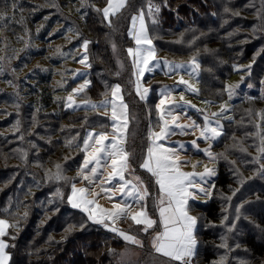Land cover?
I'll list each match as a JSON object with an SVG mask.
<instances>
[{
    "label": "rangeland",
    "instance_id": "374dc122",
    "mask_svg": "<svg viewBox=\"0 0 264 264\" xmlns=\"http://www.w3.org/2000/svg\"><path fill=\"white\" fill-rule=\"evenodd\" d=\"M33 1L35 3L30 4L26 3L24 0H12V6L6 8L9 9L7 13L14 15V8L16 11L18 10L23 13V15L17 21L18 25H21V28L15 27L14 25L9 28L7 26L8 22H5L4 25L0 27V57H3V59L0 60V69H3V71L0 72V167L10 163L13 164V162L16 163L15 168H19L21 165L25 168L29 167V170L25 171L21 178L18 179L19 182H21V185L24 187L28 185L31 191L38 188L41 184V188H43L42 191L45 192L44 194L39 195L40 200H36V202H34V204L39 207V210L37 211L35 218L36 220L33 226V236L34 238L44 237L46 240H62L66 236V233L81 230V223L83 220H87V216L79 209L76 211L75 209L71 210L66 207L64 199L67 198V195L70 192L69 188H62L64 186L62 182L64 181H49L46 178V173L56 172L55 165L59 164L64 169V175L69 177L71 175L69 167L73 166L69 164V161L73 159V154L76 151L69 150L64 156L62 155L60 157L56 156L58 151L49 157L45 155L44 153L48 154V152L43 149V145L47 139H44L43 129L39 127V124L33 122L37 120L35 118L39 117V111H51L53 113L61 114L67 107V97L72 94V89L78 88L84 83L85 80L90 81V78L88 77L90 76V73H88V71L91 67L88 68L85 65L78 63V60L84 54V49L82 47L83 41L88 40L91 42V39L86 37L84 34V22L86 16L90 7L97 8L98 6L94 4L95 0ZM211 1L212 3L215 2V4L223 5L222 10H220L221 13L225 11V8H228L229 11H232L234 15H231V17L239 18L233 22L234 26L231 30V33L235 32L233 34L239 33L243 29V26H249L250 20L248 19L256 16L258 13L257 9L253 7L254 0ZM231 3H233L234 6L237 5L238 7H233ZM13 4L15 5L14 7ZM105 5L106 2L100 7V9L104 8ZM250 10L255 12L249 13ZM43 11L44 13H42ZM234 13H238V15ZM30 16L34 19V21L30 20ZM22 17L28 18L29 21H26ZM226 19L227 22L232 20L225 17V20ZM253 23L254 24L250 25L251 32L249 35H246L245 33V36H243L244 40H247L248 37L253 39L257 34V29L254 31L255 22L253 21ZM150 26L151 35L155 37V41L157 43H159L158 39L159 41H163L166 38H169L167 40L179 41L183 38V36L195 35V27L190 28L189 31L182 29L175 32L170 31L171 34L164 35L159 24H150ZM195 30L198 35H203L202 30ZM14 31L19 32V35L16 37V39L13 35ZM245 31H249V29H245ZM231 33H229L230 36L232 35ZM196 40L197 39L195 38L192 42H194V44H198L199 41L196 42ZM113 44L116 46L115 51L112 47ZM130 47H134L133 41H131ZM34 49L38 50V52L35 53L36 56L33 58L31 53H33ZM110 50L113 52V56L118 59L119 62L123 63L121 59L123 58L121 56L122 49L121 47L119 48L115 40L111 42ZM260 50L256 52V55L258 52H260ZM157 59L161 61L167 60L176 64H188L191 60H170L162 57L160 58L158 55ZM252 62L253 61L251 60L233 63L232 72L224 79V87H221L220 89H214L215 95H217L219 92L222 93L224 96L223 100L219 101L212 98L203 97L200 92H198V94H193L187 91L184 92V100L190 101L192 105H195V108H186V114L180 117V124H190L191 121L188 119V117H191L192 120L202 124L201 112L196 111V109L203 110L204 113L211 116V113L218 112L220 110L222 104H227L229 110L225 113V118L233 119L234 112H236L239 107V105H235V103L238 101L247 99L249 97H254L255 100L260 102V105H258V109L255 113L256 116H253L255 120V126L253 127L254 130L252 131V136L253 140L255 141H253L254 143L252 146H246L245 144H242V147L240 148H245V152L249 153L250 157L245 162H238L235 165V170H238L240 174L239 178L236 175L235 181L232 183L229 182L228 185L222 189H216L214 195L217 196V198L221 197L220 199H222V196H232V192L237 188L239 191L235 196H232L230 203L226 202L224 199L221 200L220 214L218 219L210 221L205 219L204 215L202 214L203 217L200 219V233L207 230L209 234L208 237L204 236L203 233L200 235L199 239L201 238V247L200 251L199 249L197 250V256L194 259L193 264H217L220 257L224 256L225 254L227 255L225 264H264V256L261 258L258 257V255L250 249L251 247L249 243H247V240L251 239L252 236H254L256 241L264 240V223L262 224L260 222V219H264V205H261L259 210V203L264 201V193H262V188L252 187V184L256 181V178L249 179L250 177L254 176V170L259 167V165L254 161V158L260 155L258 148L261 146L260 136H258L257 133L264 135V119H262L261 115H259L264 114V101H262L264 100V73L262 76H260L258 84L253 83L254 77L250 78L251 73L253 72ZM88 63H90L89 60ZM118 64L120 65V63ZM248 65H251L250 71L248 70ZM218 69H220V67H218ZM156 70L161 69L158 68ZM162 72L156 73L154 77H150L148 81H152V79L160 81V89V87L163 85H175L182 74L185 80L190 81L199 90L198 79L187 75L183 71L180 74L172 76L165 75L164 72ZM75 73H81L82 75H75ZM37 80L41 81L42 84H38ZM116 84L119 83L113 82L111 86ZM237 84H239V87L235 89V94L231 99H229L227 93L225 92V86H234ZM145 86L151 88V86ZM183 87L184 86H180L181 89H183ZM108 92L106 93L108 97H102L101 100H89L88 98H85V93L74 96V99L76 100V103L80 105V107L86 105L84 104V101H90L91 103L99 104L106 98H110V90ZM173 96L177 103H180L179 89L173 93ZM44 98L49 99V101L52 103V106L48 109L44 107L45 105H43L45 103L43 101ZM124 101L126 102L125 98ZM137 101L138 100H136V102ZM205 101H210L211 103L206 104ZM151 108L152 107L147 106L144 111L147 117H149V110ZM68 109L72 111L77 110L75 107ZM85 109L92 110L90 106H86ZM84 111L89 114V112L86 110ZM92 111L97 112V110ZM99 111L104 112L102 108H100ZM136 113L137 111L135 110L133 117L136 116ZM108 115L110 117V110ZM225 118L221 119L222 125ZM65 120L66 119L57 122L62 123ZM18 121L19 131H16ZM258 125L259 127H257ZM90 129L97 131L95 128L87 129L82 137V140ZM156 130L158 131L159 129L157 128ZM198 136L199 131H197L194 135L181 134L177 132V134L170 137L168 142L173 145L178 143L185 145V149L179 152V156L181 160H187L189 163L186 166H182V171H195L197 173H202L204 172L206 166L207 168L215 169L217 172V160L215 162L209 161V159L201 151L192 146L191 141L196 139ZM21 137H23V139H21ZM131 138L132 139L129 140L126 147L134 148L138 143H141L142 146L145 143L143 140H137L134 137ZM242 140L243 135H236L235 138H230V146H238ZM14 143H16V146H14ZM197 143L199 145V149H206L209 147V144H211V151L214 155H216L213 148L214 141L205 142L198 140ZM73 145L74 141L72 140L71 146ZM5 148L7 151L13 152H15V149L17 148L18 161H12L7 153H3L2 151H4ZM24 152L27 153L26 158H22V154ZM71 155L73 156L70 157ZM197 162H199V166L193 168L192 165L197 164ZM246 162L249 163L247 164L248 166L255 165V167L247 170L246 165L242 167V165H244ZM110 171V168L104 170L105 179L107 177V173ZM38 173H40L41 178L34 177V175H37ZM14 174L15 171L13 174H9V176L6 178V181L3 180V183L5 182V184L1 187H5L7 183H10L14 178ZM26 174H29L32 177L29 181L25 178ZM77 175L78 172L75 176L76 178ZM215 176L216 174L214 176L206 177L205 187L210 192L213 188L212 185L214 184ZM128 178L132 179L131 176H128ZM240 179H243L245 183L241 184L239 182ZM75 182L77 183V187L84 186V184L80 183L78 179H76ZM230 184L232 187L229 186ZM57 189H59L63 194V199L57 195ZM95 192H100L99 186L93 189V193ZM24 193H26V188ZM115 195L118 201L120 199V193L116 192ZM210 197H213L212 193L210 196L199 195L195 198V200L204 202L208 199H212ZM88 198L93 199V195H89ZM97 203L105 209H112V202H110L103 194H101V196L97 199ZM150 204H152V200L150 201ZM239 205H243L241 209V219L236 221L234 220L235 207ZM194 207L195 211L191 210L190 214L200 217L199 212H196L197 207ZM225 208L228 209L226 213L229 215L228 223L236 224V229L232 233H227V229L222 225V217L225 214L222 209ZM56 209H58V211H56ZM63 210L64 214L57 215V217H60L62 221L66 223L65 229L60 233H55L56 231H50L49 234L51 236H43L42 229H47V227H49L48 219L54 213L58 214ZM135 210L137 209L133 208V211ZM27 211L28 209H26V213ZM57 217L54 218L53 224L55 223ZM20 218L18 220H12L0 216V219L8 220L10 223L19 224V228L9 229V232L16 237L14 240L7 236L4 237V239L10 245H15V247H11L15 249L19 246L17 239H19V234H21L23 228ZM122 220L123 222L121 223ZM90 222L91 221H89V223ZM109 223L111 226V222ZM53 224L52 228H57V226L63 225V223L60 221H58L54 226ZM100 226L104 227L103 225ZM114 226L130 235L136 236V234L133 232H139L141 235L143 234L142 231L135 227L130 219L117 220ZM27 232H23L24 234H22L20 238L24 239L27 236ZM146 235L147 234H144L143 238H145ZM225 235L228 236L227 242L231 248V251L219 247L222 242L221 237ZM149 237L150 236L148 234L147 239H144V241L137 236V238L143 242V247L130 244L124 240V243L118 244L119 246L117 248L111 249L112 259L115 260L116 264H136L138 261H141L139 264H167L166 258L153 252L151 243H149L151 241L149 240ZM8 249H6V251L10 255ZM204 251H208L210 253L211 258L209 260H204Z\"/></svg>",
    "mask_w": 264,
    "mask_h": 264
},
{
    "label": "trees",
    "instance_id": "16d2710c",
    "mask_svg": "<svg viewBox=\"0 0 264 264\" xmlns=\"http://www.w3.org/2000/svg\"><path fill=\"white\" fill-rule=\"evenodd\" d=\"M24 1L30 4L35 3L33 0ZM105 2L106 0H95L94 4L100 8ZM144 2L145 0H131V6L124 11L122 17L113 20V25L111 27L103 20L102 14L95 10L96 8L90 7L84 22V34L91 39L87 52L89 62L92 65L88 71V73H90L88 77L91 83L85 90V98L97 100L105 96L108 97L106 93L110 90V86L113 82H118L121 85L123 96L128 104L130 118L128 142L132 139L131 137L145 142L143 146L141 143H138L134 148L127 147L135 156L131 163L136 169V175H139L148 185L149 191L154 193L156 186L153 184L149 174L139 168V163L147 146V133L150 122L154 124L157 119L154 111V103H156L158 97L155 92L150 93L147 98V103H145L140 101L136 96L134 86L130 83L135 77L132 76L130 58L125 51L130 47L132 41L127 35L129 17L135 14L137 9L144 5ZM156 2L161 3V0H156ZM167 4V7L162 6L158 23L164 35L171 34L170 31L175 32L182 29L189 31L192 27L202 30L203 35H198L194 29L195 35L183 36L179 41L167 40L169 38H166L163 41H159L158 39L159 43L154 39L153 43L158 53L169 59L190 60L196 57V59L199 60L200 69L198 83L199 92L203 97L219 101L224 99L221 92L215 95L214 89L224 87V79L232 72V65L235 62L252 60L253 72L250 78L254 77L253 83H259L260 76L264 73V30H262L264 29V19H260L256 15L248 19L250 20L249 26H243V29L239 33L233 34L235 33H231L234 26L233 22L239 18L231 17V15H233L232 11H224L226 13H221L220 10H222L223 7L221 4L212 3L211 0H167ZM231 5L233 7L237 6L236 4V6H234L233 3H231ZM11 6L12 0H0V13H6L7 17H11V19H0V27H2L5 22H8L7 26L9 28H11L12 25L21 28V25H18L17 21L23 13L18 10L16 11L14 8V15H10L7 13L9 9L6 8ZM253 7L264 16V4H262V0H254ZM250 12L254 13L255 11L250 10L249 13ZM42 13H44V11ZM225 17L232 20L227 22ZM22 18L29 21L26 17ZM30 20L34 21L31 16ZM251 20L255 22L254 26L258 32L253 39L248 37L247 40H244L243 36H245V33L249 35L251 32L250 25L254 24ZM245 29H249V31H245ZM150 30L151 26L149 23V31ZM18 33L17 31L13 32L15 39L19 35ZM229 33L232 35L230 36ZM195 38L197 39L196 42L199 41L198 44L192 42ZM114 40L119 48L121 47L122 49L121 56L123 58H120L124 65L123 69H121L118 64V59L113 56V52L110 50L111 42ZM258 50H260V52L256 55ZM37 52L38 50L34 49V54L31 53V56L34 58ZM218 67H220V69H218ZM117 73H119V75H117ZM37 83L40 85L42 84V82L38 80ZM251 98L253 99L247 98L235 103V105H239L238 110L234 112L233 119L224 120L223 135L217 138L213 144L215 154L223 153L227 158L217 159V172L214 180L215 187L212 189L213 197H210L212 199H208L204 203L197 202L195 205L200 217H203V214L207 220H216L220 214L222 199L214 195L215 190L222 189L226 187L229 182L232 183L235 181V165L238 162H245L250 157L249 153L242 151V149L245 148H240L242 144L252 146L254 143L253 141H255L252 136L253 127L255 126L253 116H256L255 113L260 102L255 100L254 97ZM136 100L139 102H136ZM43 101L45 102L43 104L45 108L48 109L52 106L49 99L44 98ZM147 106L152 107V112L149 117L144 113ZM84 110L89 112V114ZM135 110L137 113L133 119ZM38 116L39 117L35 118L37 120L33 123L39 124V127L43 129L44 139H47L43 145V149L47 151L48 154H44L49 157L58 151L56 156L60 157L62 155L64 156L69 150L76 151L73 154L74 156H70H73V159L69 161V164L73 165V168L69 167L71 175L68 177L70 180L76 178L77 170L83 159V153L76 147V144L81 143L87 128L96 126L103 121H105V125H107V118L101 116L98 112L87 110L85 107L77 108L75 111L66 107L61 114L51 111H39ZM64 119L66 120L62 123L57 122ZM96 119L99 120L97 124L94 123L97 121ZM236 135H243V140L238 146H230V138H235ZM72 140L74 141V145L69 146L68 141ZM14 144V146H16V143ZM15 150V152L7 151L5 148L2 152L7 153L12 161H18V150L17 148ZM232 162L235 163L233 164ZM15 164L16 163L13 162V164L10 163L0 167V187L5 184L3 180L6 181L9 174H13L15 171L13 180L7 183L5 187L0 188V216L7 219L18 220L20 217L24 216L26 209H28V211L26 217L20 218L23 228L21 234H19V239H17L19 246L16 249L11 247L8 249L11 257L9 264H116L115 260L111 257V249L117 248L119 246L118 244L124 243V240L116 233L106 230L98 224L89 223L88 220H83L81 223V230L66 233V236L62 240H46L44 237L34 238L33 226L37 211L39 210V207L35 205L34 202L40 200L39 195L45 192L42 191L43 188H41V184L32 191L29 189L28 185L26 187L21 185L22 183L19 182L18 179L21 178L25 171L29 170V167L25 168L21 165L19 168H15ZM247 164L249 163L246 162L242 167L246 165L247 170L255 167V165L248 166ZM34 177L41 178V175L38 173L34 175ZM25 178L29 181L32 177L26 174ZM62 184L64 185L62 187L63 189L69 188L70 190V184L66 182H62ZM229 186H231V184ZM252 187H260L263 189L262 193H264V179L256 177V181L252 184ZM25 188L26 193H24ZM64 200L66 207L74 210L67 203L66 198ZM150 201L151 199L148 200L149 213L155 217ZM261 205H264V201L259 203V210ZM75 210L77 211V209ZM61 214H64V210L58 214L54 213L48 219L49 227H47V229H42L43 236H51L49 234L50 231L60 233L65 229L66 223L63 222L60 217H57V215ZM55 217H57V219L53 224ZM58 221L62 222L63 225L52 228V224L54 226ZM122 222L123 220L121 223ZM260 222L263 224L264 219H260ZM135 227L139 230L142 228V226L137 225H135ZM23 232H27V236L21 239L20 237L24 234ZM133 233L143 240H146L148 236L147 234L145 238H143L145 233L142 235L139 232ZM202 233L204 236L208 237L209 233L207 230ZM202 233H200L199 220L197 226L199 251L201 247V238L199 239V237ZM247 243H249L250 249L256 253L258 257L261 258L264 256V240L256 241L254 236H252L251 239L247 240ZM203 256L204 260H209L211 258L208 251H204ZM139 263H141V261L136 262V264Z\"/></svg>",
    "mask_w": 264,
    "mask_h": 264
},
{
    "label": "snow or ice",
    "instance_id": "6c2138e0",
    "mask_svg": "<svg viewBox=\"0 0 264 264\" xmlns=\"http://www.w3.org/2000/svg\"><path fill=\"white\" fill-rule=\"evenodd\" d=\"M264 4V0H262ZM15 5L13 4V7ZM131 6V0H106L104 8H96L98 13L102 14L103 20L111 27L113 20L122 17L124 11ZM167 7V0H145L135 14L129 17L128 37L134 42V47H128L125 51L130 58L132 67V76L135 77L130 83L133 84L135 94L140 101L147 103L148 95L151 91L149 87L144 86L146 74L154 73L156 69H161L165 75L172 76L180 74L182 71L187 75L198 79L200 64L196 57H193L188 64H176L167 60L157 59V49L154 46V39L149 31V22L151 25H158L159 14L161 9ZM228 12L229 9L225 8ZM238 15V13H234ZM258 18L264 19L259 12ZM0 19H11L6 13H0ZM264 30V29H262ZM256 31V29H254ZM91 43L84 40L82 47L84 54L78 60V63L90 68L87 55L88 45ZM113 50L116 46L113 44ZM3 57H0L2 60ZM120 63L123 69V63ZM250 71L251 65H248ZM3 69H0L2 72ZM75 75H82L75 73ZM119 75V73H117ZM11 83V82H9ZM90 81L85 80L78 88L72 89V94L67 97L68 108H78L74 96L85 93L90 85ZM180 86H184L183 89ZM239 84L225 86V92L229 99L235 94V89ZM180 90V103H177L173 93ZM198 94L199 90L188 80L180 75V79L175 85H163L159 89V99L154 106L156 114L155 123H150L147 134V146L142 154L139 168L149 174L153 184L156 186L155 195L148 189V185L144 180L136 175V169L132 166L134 153L130 152L126 145L128 143V127H129V111L128 104L124 101L122 88L119 84L111 86L110 98H106L99 104L84 101L92 110L102 108L105 116H108L109 110L111 115L110 124H101L102 130H89L82 140L77 143L76 147L84 154V159L79 166L77 178L70 180L63 173L61 165L57 164L56 172L46 173L49 181H64L70 184V192L67 195V203L73 209H79L85 213L87 220L103 225L109 231L117 233L123 240L143 247V242L135 235H130L117 229L114 224L117 220L130 219L134 225L142 226L140 229L143 233L151 235V248L155 254L166 258L167 264H193L197 256L198 241L196 238V230L201 217L191 215L190 201L199 195L210 196L211 192L206 189V177L214 176L215 169L205 166L202 173L182 171V166H186L189 161L181 160L179 152L185 149L184 144L173 145L169 143L170 137L177 134H195L199 131V136L191 141L193 147L201 151L211 162H215L218 158L227 157L223 154L214 155L211 151V144L206 149H199L198 140L205 142L215 141L223 135V125L221 119L225 118V113L229 110L227 104H222L218 112L211 113V116L204 113L203 110L196 109L201 112L202 124L192 120L190 124H180L179 120L182 115L186 114V108H195L190 101L184 100V92ZM249 99H253L249 97ZM210 104V101H205ZM152 110H149L151 115ZM261 115L264 119V114ZM134 119V117H133ZM231 119V118H229ZM19 121L17 122L16 131H19ZM259 127V125L257 126ZM159 129L158 131L156 129ZM110 129V131L105 130ZM260 136L261 146L258 148L259 156L254 158L255 163L259 165L254 170V176L264 179V135ZM23 139V137H21ZM69 146L72 141H68ZM246 151V149H242ZM27 153L22 154V158H26ZM233 164L235 162H232ZM197 164L192 165L193 168L198 167ZM110 168L105 179L104 170ZM239 178L238 170H234ZM131 176L132 179H129ZM76 179L83 183V187H77ZM135 181V182H134ZM241 184L245 183L240 179ZM100 187V192L93 193L95 187ZM214 188L215 186L212 185ZM239 189L232 192L235 196ZM116 192L120 193V199L117 201ZM103 194L112 202V209H105L97 203V199ZM57 195L63 199V194L57 189ZM89 195H93V199H89ZM232 196H222L226 202H231ZM152 200L153 215L149 214L148 200ZM243 205L235 207L234 220L241 219V209ZM133 208L137 210L133 211ZM58 211V209H56ZM225 213L222 217V225L227 229V233H232L236 229L235 223H228V209H222ZM27 213H24V217ZM23 218V217H21ZM111 222V226L110 223ZM10 228H19L18 223H10L8 220L0 219V264H8L10 255L6 249L15 247L10 245L4 237L15 239L16 237L9 232ZM219 247L231 251L228 245V236L221 237ZM238 246V245H237ZM227 255L221 256L217 264H225Z\"/></svg>",
    "mask_w": 264,
    "mask_h": 264
},
{
    "label": "crops",
    "instance_id": "0c3cea01",
    "mask_svg": "<svg viewBox=\"0 0 264 264\" xmlns=\"http://www.w3.org/2000/svg\"><path fill=\"white\" fill-rule=\"evenodd\" d=\"M155 46V45H154ZM156 47V46H155ZM157 49V48H156ZM157 55L161 58H166V59H169V58H167L166 56H163V55H160L159 53H158V51H157ZM170 60H174V59H170ZM162 71L161 70H156L154 73H150V74H146L145 75V77L143 78V80L145 81V83H144V86L145 85H148V86H151V91H150V93H154L155 92V94H157V97H158V99H159V95H158V92H159V85L161 84L160 83V81H157V80H155V79H152V81L150 80V81H148V79L151 77H154V75L156 74V73H161ZM163 73V72H162ZM199 77V76H198ZM150 93H149V95H150ZM158 99H157V101H158ZM89 100H93V99H89ZM99 100H101V98L99 99ZM156 101V102H157ZM155 104V103H154ZM86 106H88L89 107V105H83V106H81V107H86ZM97 110V112L101 115V116H104V117H106L107 118V124H110L111 122H110V120H109V115L108 116H105V114H104V112H102V111H99V109H96ZM226 119V118H225ZM224 119V120H225ZM97 121L96 122H94V123H98V119H96ZM224 122V121H223ZM151 123V122H150ZM155 123V122H154ZM101 124H106L105 123V121H103V122H101V123H99V124H97L96 126H91V127H89V128H95V129H97V131H100V130H102L101 129V127H100V125ZM97 127H99V128H97ZM89 128H87V129H89ZM149 129V128H148ZM105 130H110V129H105ZM148 134V133H147ZM129 138V137H128ZM215 142V141H214ZM214 144V143H213ZM215 151V150H214ZM78 172V171H77ZM214 180H215V178H214ZM214 185V184H213ZM213 189V188H212ZM155 191H156V189H155ZM211 193H212V191H211ZM154 195H155V192H154ZM207 201V200H206ZM206 201H204V202H206ZM197 202L198 203H204V202H201V201H197V200H192L191 202H190V205H191V210H194L195 209V205L197 204ZM195 211V210H194ZM197 213H198V210L196 211ZM196 213V214H197ZM150 214V213H149ZM151 215V214H150ZM153 218H155V217H153ZM100 226V225H99ZM102 227V226H101ZM102 228H104V227H102ZM104 229H106V228H104ZM106 230H108V229H106ZM151 231V234H150V237H149V240H151V235L153 234V230H150ZM196 238H197V241H198V235H197V230H196ZM150 243V242H149ZM10 262V261H9ZM9 264V263H8Z\"/></svg>",
    "mask_w": 264,
    "mask_h": 264
}]
</instances>
